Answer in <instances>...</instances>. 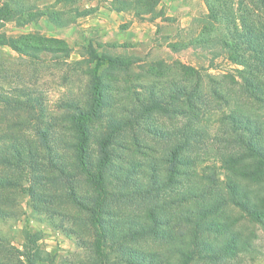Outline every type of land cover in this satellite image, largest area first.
I'll list each match as a JSON object with an SVG mask.
<instances>
[{
	"label": "trees",
	"instance_id": "1",
	"mask_svg": "<svg viewBox=\"0 0 264 264\" xmlns=\"http://www.w3.org/2000/svg\"><path fill=\"white\" fill-rule=\"evenodd\" d=\"M135 1L144 10L157 4L156 0ZM211 1L218 5L208 2L202 30L223 19L231 26L225 37L204 44L218 42L229 51L228 59L241 65L240 80L232 77V81L243 100L236 97V104L228 106L231 90L215 78L217 85L205 88L200 75H192L197 70L189 66L180 83L168 82L165 97L155 96L154 81L140 84V91L127 95L137 102L151 100L143 106L146 113L157 110L167 118L178 114L182 123L145 130L137 123L135 130L129 119L114 115L102 102L112 80L102 82L99 68L105 64L125 68L127 63L99 55L87 72L84 98L61 102V117H51L56 122L44 120L41 92L26 88L0 92V105L30 113L18 122H33L35 129L34 137L23 142H15L14 134H4L13 139L8 150L0 151V217L15 213L13 190L20 187L31 207H44L75 225L71 228L79 236L78 246L90 252L86 264H243V255L252 249L254 227H264V114L246 110L253 102L264 101V0ZM9 8L3 5L0 13L12 15ZM45 39L59 46H44L41 37L32 35L18 44L0 32V45L32 60L38 58L36 50L55 54L67 50L64 41ZM192 77L195 80L189 83ZM209 111L220 113L221 126L211 137L210 147L227 170L223 182L213 168L194 170L200 149L196 143L202 137L195 136L202 129L201 115ZM92 120L100 122L102 136L90 153L87 145L93 126L88 123ZM46 122L47 126L41 125ZM53 125L59 126L53 132L64 141V150L51 142ZM153 137L161 139L163 151L158 154L151 153ZM170 138L175 141L169 143ZM113 144L119 150H111ZM24 171L27 186L20 181ZM175 176L183 178L177 180L178 188L171 186ZM54 202L63 206L56 208ZM22 256L18 249L0 248V264H34V258L23 260Z\"/></svg>",
	"mask_w": 264,
	"mask_h": 264
},
{
	"label": "rangeland",
	"instance_id": "2",
	"mask_svg": "<svg viewBox=\"0 0 264 264\" xmlns=\"http://www.w3.org/2000/svg\"><path fill=\"white\" fill-rule=\"evenodd\" d=\"M86 1L88 0H64L65 5L62 9L57 4L56 9L50 12L46 7L43 8L41 12L47 13L48 19L45 16L47 26H42L44 27L42 29L30 26L32 21L39 19L34 8H26L24 12V19L29 18L28 21L18 25L0 26V32L5 33L7 38L18 41V44L23 39L26 40L28 35H32L41 37L43 39L41 43L44 46H59L57 42L54 43L45 38L62 40L68 46L64 52L56 54L36 50L38 58L32 60L8 45H0L1 93L11 94L15 88L41 92L46 106L43 118L46 121L49 120L50 123L56 122L61 117L59 109L61 102L73 98H84L83 84L89 77L87 72L93 66L94 56L99 55L127 63L125 68L110 67L107 64L99 68L102 82L110 83L109 80H112L110 83L112 87L103 95V104H106L107 110L113 112L114 115L129 119L131 125L135 126L138 123L143 130L148 126L160 128L170 127L173 124L179 125L182 123V116L170 114L172 118H167L157 110L146 113L143 106L151 103V100L144 103L137 102L133 95H127L133 94L135 90L140 91V84L154 81L156 82L155 96H160L162 93L165 97L170 91L168 82L172 80L180 83L182 75L187 73L186 68L189 66L197 70L192 75H200L205 88L215 87L217 85L215 80H217L225 87V90H231L227 94L228 106L236 104V97L243 100L232 81V77L237 81L240 80L237 70L242 68L241 65L232 63L228 59L229 51L218 42L204 44L206 41L225 37L231 26L223 19L211 23L212 27L202 30L205 17L209 13L208 4H217L214 1L203 0L204 8L196 16L191 17L187 25L180 27L173 25V20L157 9L159 0H156L157 4L152 10L142 9V3L139 4L134 0H114L115 6L122 8L124 12L123 20L125 21L127 15L131 18L130 20H135L142 34L133 41L115 40L106 43L101 41L102 34L98 28L84 24L86 23L85 16L91 12L89 7L84 6ZM41 6L40 4L39 8H42ZM11 7L13 10L17 9L15 6ZM5 17L16 18L14 14L0 13V19ZM17 17L20 18L18 15ZM127 26L123 22L118 30L124 31ZM112 30L116 32L112 27L107 29L104 27V34ZM196 39L201 40L203 44L196 43ZM75 62L80 64L75 66ZM222 75H227L224 81ZM194 80L195 78L192 77L191 81L188 79V82L191 83ZM253 104V107H246V110L263 116L264 101L253 102ZM222 110H226V106H222ZM22 115L30 117V113H25L23 109H11L0 105V136L2 137L0 151L8 150L13 139V137H6L9 134L18 137L15 142H23L34 137L33 122L26 121L24 124L18 122ZM54 115L56 120L54 118L51 120ZM219 116L218 111H209L201 115L202 129L197 132L195 138L200 134L202 137L198 139L200 142L196 143L200 149L197 151L198 162L195 163L194 170L209 172V169L213 168L211 170L215 171L216 178L223 182L226 180L227 170L210 147L211 137L219 131L221 126ZM88 124L93 126L87 145L91 153V150L96 149V142L101 139L102 133L99 121L92 120ZM41 125L47 126L48 123ZM52 127H56L49 134L52 144L58 150H64L61 147L64 141L53 132L58 131L59 126L53 125ZM135 130H138L137 127ZM175 136L170 137L175 138ZM153 138L155 140H152L150 145H153L155 150L151 153L158 154L163 151L159 149L161 139ZM172 138L167 139L169 143L175 141ZM112 148L119 150L116 144L111 146V150ZM26 173L24 171L20 177L23 186H27ZM181 179H183L181 176L179 178L175 176V183L171 186L178 188L180 185L177 180ZM253 183L254 181L251 184ZM257 184L256 181L254 185ZM13 195L15 196V213L0 217V243L3 245V247L0 246L1 250L18 249L23 254V260L27 256L34 258V264H86L85 261L90 256V252L78 246L79 236L73 233L75 231L71 226L75 228V225L70 220L67 221L64 217L48 212L43 209L44 207H31L29 197L20 187L13 190ZM52 206L61 208L63 203L54 202ZM247 226L250 231L251 225ZM254 230L255 238L250 242L252 249L243 255V264H264V227L258 225L254 227ZM250 255L251 260H248Z\"/></svg>",
	"mask_w": 264,
	"mask_h": 264
},
{
	"label": "crops",
	"instance_id": "3",
	"mask_svg": "<svg viewBox=\"0 0 264 264\" xmlns=\"http://www.w3.org/2000/svg\"><path fill=\"white\" fill-rule=\"evenodd\" d=\"M64 0H0V9L3 5L8 4L10 6L9 10L12 14L15 15V19H0V26L6 25H18L24 19V12L26 8H34L37 11V16L39 19L32 21L30 24L31 27L44 28L42 26H47L45 19L48 15L47 13H42L41 10L46 7L50 11L56 9L57 4L60 9L64 7ZM114 0H88L85 3V7L90 8V13L86 15V26L95 27L99 29V32L102 34L101 41L106 43L110 41H133L141 36L142 32L137 26L135 20H130L131 18L127 15L125 21L123 20L122 8L120 10L116 9L117 6L114 4ZM42 5V8H39V5ZM11 6H15V10ZM38 8V9H37ZM128 9L127 7H124ZM204 8L203 0H159L157 9L163 11L165 16H169L173 20V25L183 27L188 24V21L191 17L196 16ZM51 9V10H50ZM17 15L20 17L18 19ZM125 22L128 26L124 31L118 30V27L121 23ZM53 25L51 23H48ZM54 26V25H53ZM104 27H112L115 31L104 34ZM46 28V27H45Z\"/></svg>",
	"mask_w": 264,
	"mask_h": 264
}]
</instances>
